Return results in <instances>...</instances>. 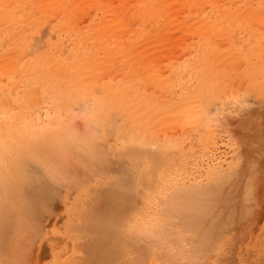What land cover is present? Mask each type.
<instances>
[{
  "label": "bare ground",
  "instance_id": "obj_1",
  "mask_svg": "<svg viewBox=\"0 0 264 264\" xmlns=\"http://www.w3.org/2000/svg\"><path fill=\"white\" fill-rule=\"evenodd\" d=\"M101 1L0 0V157H6L0 167L7 172L0 178V186L16 189L5 194L10 199L6 226L13 234L10 240L20 250L22 260L25 238L20 236L21 232L26 229L30 235L32 227L25 225H32L29 221L38 218L39 208L62 190L63 196L72 192L74 196H82L88 206L96 203L101 206L86 213V217L64 221L54 218L51 234L56 245L69 244L68 252L80 254L71 264L109 261L119 264L120 248L164 254L168 240L161 226L163 222L169 228L172 223L176 228L178 222L177 232L172 233L174 229L171 235L186 234L187 238L189 235L198 245H182L184 260L189 259L193 264L195 258L199 264L219 260L234 239L228 235L219 241L225 234H218L223 225H231L238 216L237 203L229 199L243 195L246 188L245 160L227 166V170L212 165L213 168L206 169V176L203 175L205 182L204 177L199 182L191 181V177L182 183L168 182L167 147L182 146L178 148L180 152L190 148L189 140L196 138L195 128L205 103L199 97L187 96L190 90L182 94L185 80L181 71L170 79L152 72H143L147 76L140 75L139 70L136 73L137 53L127 46L126 37H117L115 29L124 27L127 19L122 18L131 15L138 17V28L144 29L153 22V19L148 21L151 16L179 11L175 5L181 1L195 12L232 10L240 4L235 0H136L115 7L114 0ZM254 2L255 6L250 2H242V6L261 7L262 0ZM93 3L104 5L93 9L103 15V21L95 16L96 22L92 19V22L80 23V15L90 11L85 7ZM169 14L165 17L171 19ZM89 15V19L94 16ZM194 20L202 22L198 17ZM187 81L192 84L191 79ZM194 81L193 90L196 88L200 95L211 87L212 81L208 78ZM177 90L179 94H175ZM82 95L90 101L85 109L91 111L84 124L77 123L70 111L71 104ZM177 104L186 107V111L174 117L169 111ZM200 104L202 112L198 110ZM45 106L52 108L53 113L40 125L35 112ZM122 113L127 114L126 120L113 128V115ZM169 124L181 129L190 125L189 130L195 134L189 139L183 135L184 131L157 134L159 127ZM151 144L157 146L156 151L150 149ZM14 156L17 159L11 161ZM117 173L119 176L125 173L126 177L122 179ZM95 176L99 178V185L93 181ZM232 188L236 192L229 191ZM158 194H162L159 202L152 201ZM139 201L143 205L137 218L147 222L143 226L131 223ZM156 202L159 208L153 207ZM54 206L58 210L62 204ZM72 222L84 223L86 239L61 233L60 227ZM129 225L145 241V247L138 245L136 239L125 241L122 237ZM253 231V227L239 231L234 239L242 243L237 247L238 253L245 251L247 244L253 245ZM171 243L175 244V240ZM6 248L11 253L15 249L11 243ZM60 251L52 252V258L60 259ZM195 252L205 260L194 257ZM67 255L60 260L63 264L70 261ZM134 260L142 261V258ZM253 264H262V261Z\"/></svg>",
  "mask_w": 264,
  "mask_h": 264
},
{
  "label": "rangeland",
  "instance_id": "obj_2",
  "mask_svg": "<svg viewBox=\"0 0 264 264\" xmlns=\"http://www.w3.org/2000/svg\"><path fill=\"white\" fill-rule=\"evenodd\" d=\"M107 1L103 4L109 2ZM111 1L113 2V0ZM120 1L124 2L121 3ZM125 1L129 4L134 3L136 0H114L112 6L126 4ZM235 1L240 4L239 7L232 10L224 9L212 12L208 10L190 11V5L181 1L175 5V8L179 11L175 9L174 13L169 14L168 11H164L161 12L162 14L159 13L160 16L158 14L157 17L151 16L148 21L153 19V22L150 21L151 25L146 26L144 29L138 28L137 16H126L122 19H127V24L124 27H117L115 32H117V37H126L127 46L134 49L135 54L137 53V60H139L134 62L136 73L139 70L140 75L147 76L143 72H152L162 74L170 79L181 71L183 72L181 75L182 80H185L182 85V89L184 88L182 94H186V90H190L187 96L199 97L203 100L202 103H205L203 112L201 104L198 106V110L202 114L198 119V127L195 128L198 130L195 131L197 133L196 138L189 140L191 142L189 143L190 148L183 149L180 152L181 150H178L180 146L178 148L175 146L167 147L169 183L186 182L188 177H191V181L199 182L200 179L203 180V177L206 176L204 173L207 172V168L210 170L219 166V169L227 170L229 166L243 162L241 161L243 158L245 160V166L247 167L245 173L246 188L243 195H239L234 200L229 199L237 203L238 216L231 225H223L224 227L220 229L218 235H220V232L225 234L221 233L224 236L219 241L224 240L228 235H232L235 239L239 231L253 227L254 231L251 238L254 239V243L253 245L247 244L244 246L245 251L238 253L237 247L242 243L240 241L237 243L233 239L221 259L217 260L216 258L212 263L207 264H253L258 261H262V264H264V1L259 2L262 3L260 8H250L251 6L244 8L242 6V2H250L253 4L252 6H255L254 1L256 0ZM103 4L93 3L90 6L91 8L89 6L85 7V10L89 9L90 11H85V15H82L83 18L80 15V23L86 24L92 22V19L97 21L98 17L102 18L103 21V15L97 10L96 12L93 11L94 7L104 6ZM89 12L94 15L91 19H89ZM167 12L171 19L165 17L168 15ZM95 16L97 19L94 18ZM195 17H198L199 21L202 20V22L195 23ZM145 23L147 25L149 22ZM52 33L54 34V31ZM151 34L152 37H150ZM51 38L54 39L55 37L52 36ZM108 71L113 73L112 69ZM196 78H208L212 81L208 92H203L200 95L197 93L196 88L193 90V84L197 81H194ZM189 79L192 80V84L187 81ZM175 94H179V90L175 91ZM88 102L90 101L82 95L71 104L70 111L76 117L77 123L84 124L87 121V117L91 112L85 109ZM174 106L169 111L174 117L180 116L186 111V107L178 104ZM35 113H37L41 125V122H45L46 117L52 114L53 110L45 106L36 109ZM126 115L124 113L113 115L112 127L116 128L122 124L127 118ZM126 123L127 126H130L127 121ZM189 126L185 125L181 129V127H176L175 124H169L165 127H159L157 134L165 133L167 135L169 132L184 131L185 134L183 135H186L189 139V137L194 136V132L189 130ZM98 140L101 142L100 144H104L101 137H98ZM149 146L150 149H153V152L157 150L156 145L151 144ZM178 153L179 155H177ZM5 158V156H1L0 163ZM16 159V156L11 157V161ZM212 165L214 166L212 167ZM227 166L228 168H226ZM6 173L3 166H1L0 178H4ZM117 175L120 178L123 177L122 179L126 177L125 173L120 176L117 173ZM98 179L97 176L93 177V181L99 185ZM206 180V177H204L203 181ZM15 190V188L0 186V227H4L0 228V264H63L60 260L62 256V260H64L65 255L68 253L71 262L65 264H71L73 263L72 260H78L80 254L68 252L69 244H60L58 247V244L56 245L53 240L51 230L54 218L60 217L64 221L69 218L86 217V213H90L93 209H99L101 207L100 203L88 206L82 200V196L79 198L74 196L72 192L63 196L62 190L58 191L61 194L60 196L58 194L51 202L39 208L38 218L32 215L33 218L29 221L32 225L29 223L25 225L26 227H32L30 235H28L26 229L21 232L20 236L25 239L21 247L23 248L21 250L23 254L22 260H20V250L15 248V244H12L13 240L10 239L13 238V234L9 232V226L6 227L10 217V199L5 197V194H10ZM149 191L154 193V190ZM229 191L236 192V189L232 188ZM177 192L179 194V191ZM220 193L222 194V191ZM161 196L162 194H158L152 201L159 202ZM167 197L171 198V196ZM157 202L153 207H160L157 206ZM60 203L62 207L56 210L54 205ZM141 204L143 205V202L139 201V209L137 208L138 211H135L136 217H133L135 220L130 221L139 226L147 224V222H140L137 218L140 215ZM182 205L180 204L181 207ZM172 208L174 207L172 206ZM155 213L159 216L160 211ZM177 223H175L176 228L173 227V223V228L171 226L170 228L167 227L164 222L161 225L165 229V237L168 240L164 254L150 252L147 249L146 251H131L120 248L117 257L119 264H193V261H188L189 259L184 260L182 245L196 247L197 244L194 243V240H190L189 235L188 238L186 234L171 235L177 232ZM132 227L129 225L126 228V234H123L122 237L125 238V241L136 239L138 245L145 247V241L138 238L141 236H137L138 232L136 233ZM174 229L175 232L172 231ZM59 230L62 234L73 238L86 239L84 223H68L65 227L61 226ZM119 232L121 233V229H119ZM173 240H175V244L171 243ZM10 243L15 248L12 253L9 252L10 248L5 249L6 245L8 246ZM170 244H173V246ZM64 250H67L68 253H65ZM54 251H60V259L56 258L55 260L52 258V252ZM193 254L194 257L197 255V259H199V256H201V259L203 258L197 252ZM138 257H141L142 261L134 260ZM194 263L199 264V262L196 263V258ZM107 264L113 263L109 261Z\"/></svg>",
  "mask_w": 264,
  "mask_h": 264
}]
</instances>
